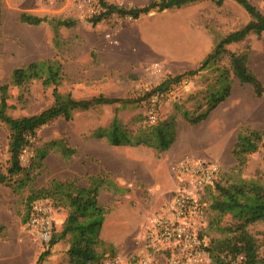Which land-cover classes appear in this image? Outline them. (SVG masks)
I'll list each match as a JSON object with an SVG mask.
<instances>
[{
	"label": "rangeland",
	"instance_id": "374dc122",
	"mask_svg": "<svg viewBox=\"0 0 264 264\" xmlns=\"http://www.w3.org/2000/svg\"><path fill=\"white\" fill-rule=\"evenodd\" d=\"M105 1L129 9L151 0ZM249 1L264 14V0ZM21 13L45 17L48 22L28 25L19 20ZM63 19L74 21V25L57 29L55 44L50 21ZM249 20L246 11L233 0H222L220 6L206 0L137 20L115 15L97 24L92 23L76 0L54 4L1 0L0 87L10 83L14 69L37 60H51L61 67L58 86L61 94H70L77 100L104 95L130 102L124 106L74 111L70 120L57 118L36 131L20 154L23 171L0 183V264H35L39 255L47 251L48 243L40 241L24 219L29 208L28 197L50 187L54 181H74L87 187L92 179H102L99 202L108 216L113 215L111 221L119 217L122 222L118 228L110 227L111 238H120L124 246V249L116 248V255L126 264H139L147 256L151 264H160V256L149 247L143 231L146 218L160 211L176 189L169 170L172 163L182 159L216 163L219 166L216 181L224 185L264 179L262 148L247 155L243 163L232 155L241 129L264 130V93L262 98L255 97L250 85L241 84L230 73L229 96L205 121L190 125L183 117V112L192 115L206 109L205 97L216 82L217 69H229L228 53L247 52L249 68L264 86V33L250 34L243 41L226 46L227 52L215 65L193 75L189 73L197 70L200 63L185 65L178 60L184 55L186 43L192 46L193 41L187 37L190 30L195 31V48L206 44L196 51L200 50V56H196L200 61L219 38L240 29ZM156 65L161 67L160 73L153 72ZM176 76L188 77L192 84L160 108L159 120L173 118L176 123L177 137L169 150L159 153L144 146L115 147L105 139L92 137L93 131L107 127L114 116L127 130L135 132L144 128L147 125L145 94ZM52 89L44 87L41 80H32L21 87L9 85L7 114L22 118L40 113L53 104ZM8 141L9 131L0 122V175L5 176L10 165ZM60 144L74 149V154L65 158ZM38 149L47 151L44 159L37 158ZM93 152L103 153L111 161L120 158L122 164L113 165L109 171ZM213 194V190L206 191V205L197 218L208 242L223 237L224 227L231 222L229 216L220 219L210 209ZM53 208L55 234L60 231L68 208L61 204ZM248 231L261 240L264 222L250 225ZM104 243L97 251L109 255L113 245ZM68 247L69 239L60 241L56 252L54 246L50 248L44 262L69 264ZM260 255L264 258V248Z\"/></svg>",
	"mask_w": 264,
	"mask_h": 264
},
{
	"label": "trees",
	"instance_id": "16d2710c",
	"mask_svg": "<svg viewBox=\"0 0 264 264\" xmlns=\"http://www.w3.org/2000/svg\"><path fill=\"white\" fill-rule=\"evenodd\" d=\"M206 0H151L150 2L133 8H122L101 2L108 11L104 16L91 18L93 24L109 18L115 14L119 18L129 17L137 20L141 16L151 13H161L168 10L180 9ZM217 5L222 0H210ZM240 5L249 15L250 20L240 29L230 32L219 38L212 50L200 62L198 71L215 65L227 52L226 46L239 43L250 34L260 36L264 33V14L256 8L249 0H233ZM19 20L22 23L38 26L48 22L45 17H38L28 13H21ZM54 29V43H57V29L60 27H72L74 21L70 19L50 21ZM0 24H1V0H0ZM229 69H217L218 74L214 86L207 92L205 97L206 109L197 114L183 112L184 119L190 125H197L207 119L209 114L230 94L231 86L229 74L236 78L241 84L252 87L255 97L262 98L264 86L258 76L248 66V53H228ZM41 80L44 87H53V104L38 114L22 118H14L7 114L8 88L9 85L21 87L32 81ZM61 80V67L59 63L51 60L34 61L25 66L13 70L10 83L0 87V122L9 131L8 152L9 167L7 176L0 175V183L4 184L9 178L23 171L20 163L22 150L29 145L30 139L35 137L36 131L45 124L57 118L70 120L74 111H88L96 106L115 105L124 106L130 102L122 98H109L98 95L89 99L77 100L70 94H61L58 86ZM180 80V76L168 78L160 83L155 89H164ZM149 93V92H148ZM146 93L145 95H148ZM134 102V101H131ZM96 139H105L106 142L115 147L144 146L153 148L157 152H166L175 142L177 137L176 123L173 118L158 120L155 125H146L135 132L127 130L121 125L117 116L105 128H97L92 133ZM264 130L241 129L236 136L232 149V155L239 163H243L247 155L264 150ZM61 152L65 158L74 154V149L61 145ZM47 154L45 149L37 150V158L44 159ZM102 179H92L87 187H81L74 181H54L48 188L38 190L28 197V203L36 199H49L54 206L63 205L68 208V214L62 223L61 230L53 234L48 243L47 251L41 253L35 264H42L50 254V248L60 241L69 239L67 256L69 264H103L109 257H116V250L112 247L110 254L98 252L97 247L105 243L100 238L101 228L104 222L106 210L98 200ZM214 194L210 197V209L220 219L229 216L231 222L224 227V235L221 238L206 240L205 250L210 259V264H264V258L260 255L264 248V232L260 233L261 240L248 231V227L255 223L264 222V179L238 180L237 182L224 185L215 181ZM28 220V213L24 219ZM202 237V233L200 234ZM240 259V260H239Z\"/></svg>",
	"mask_w": 264,
	"mask_h": 264
},
{
	"label": "built area",
	"instance_id": "2783aa9c",
	"mask_svg": "<svg viewBox=\"0 0 264 264\" xmlns=\"http://www.w3.org/2000/svg\"><path fill=\"white\" fill-rule=\"evenodd\" d=\"M49 4L68 0H39ZM88 17L106 15L108 9L101 0H76ZM115 17L112 14L109 18ZM130 19L129 17H127ZM108 18H103V20ZM102 20V21H103ZM156 65L153 72L160 73ZM192 84L188 77L164 89L149 91L145 97V122L155 125L159 120V111L164 103L170 102L182 89ZM176 189L160 211L148 216L144 225L143 238L160 256V264H209V255L205 250L206 239L200 234L201 226L197 218L205 207L206 191L214 186L219 166L208 161L182 159L170 165ZM26 225L37 238L49 243L54 234V208L49 199H36L29 204ZM240 260V259H239ZM148 256L139 264H151ZM103 264H126L121 257L106 258Z\"/></svg>",
	"mask_w": 264,
	"mask_h": 264
},
{
	"label": "crops",
	"instance_id": "0c3cea01",
	"mask_svg": "<svg viewBox=\"0 0 264 264\" xmlns=\"http://www.w3.org/2000/svg\"><path fill=\"white\" fill-rule=\"evenodd\" d=\"M150 2V1H149ZM194 34H195V31H191L190 32H187V37L189 40L193 41L192 42V46L189 45V43H186V48L184 49V55L179 57L178 60L181 61L182 63H184L185 65L187 64H191V63H200L207 55L204 56V58H202L200 61H197L198 58L196 56H200V50L196 53V51L198 49H201V48H204L206 46V44H200L198 47L195 48L194 46ZM199 34H201V32L199 31ZM186 38V41L188 40ZM201 41V40H200ZM208 54V53H207ZM197 61V62H195ZM93 154L97 155L98 159L100 160H103V166L107 169V170H111V168H113L112 166L115 165V167L117 166H121V160L120 158H118L117 160L116 159H113V161H111L112 159L108 158L107 156H105V154L103 153H100V152H93ZM116 171V170H115ZM117 173V171H116ZM99 195H100V192H99ZM100 196H98V200H99ZM151 215V214H150ZM148 218V217H147ZM146 218V220H147ZM113 219V215H107L105 214V218H104V222H103V225H102V228H101V232H100V238L103 242H106L108 241L109 244L113 245L114 249L117 250L116 248H120V249H124V246H123V242H121L120 238H111V228L110 227H113V228H118L120 227L121 225V218L117 217L116 221H111ZM65 220V219H64ZM146 222V221H145ZM63 223V222H62ZM113 225V226H112ZM61 227H62V224H61ZM60 227V228H61ZM61 230V229H60ZM109 239L107 240L106 238ZM59 245L56 244L53 248V252H56L57 249L56 247ZM52 261H46L44 262L43 264H50Z\"/></svg>",
	"mask_w": 264,
	"mask_h": 264
}]
</instances>
